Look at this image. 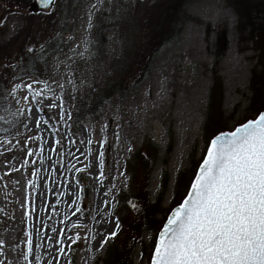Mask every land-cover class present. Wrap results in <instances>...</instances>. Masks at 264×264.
<instances>
[{"label": "rangeland", "instance_id": "1", "mask_svg": "<svg viewBox=\"0 0 264 264\" xmlns=\"http://www.w3.org/2000/svg\"><path fill=\"white\" fill-rule=\"evenodd\" d=\"M31 2L0 0V85L7 102L0 109V262L24 264L31 232L37 264L46 255L59 264H104L108 254L107 264H149L152 238L167 211L186 196L206 139L264 108V0L251 12L248 30L226 0H55L39 13L29 11ZM173 10L178 20L146 68L151 39ZM29 73L52 86L44 93L51 99L41 105L21 102L22 109L33 107L30 120L27 113L12 115L16 106L8 96L13 81L28 80ZM117 75L128 78L131 89L73 126L71 112ZM25 94L17 91L18 98ZM61 102L64 119L59 107H48ZM207 107L216 129L205 135ZM42 141L49 152L51 210L38 224L29 183L40 165ZM77 207L81 211L74 214ZM61 208L70 220L58 247L63 256L46 239ZM112 231L118 235L100 250ZM76 235L78 242L68 240Z\"/></svg>", "mask_w": 264, "mask_h": 264}, {"label": "snow or ice", "instance_id": "2", "mask_svg": "<svg viewBox=\"0 0 264 264\" xmlns=\"http://www.w3.org/2000/svg\"><path fill=\"white\" fill-rule=\"evenodd\" d=\"M52 2L53 0H39L45 8ZM38 85L41 87L38 88ZM59 86L62 88L63 84ZM18 90L26 94L18 98ZM47 91H52L48 79L38 76L33 78L31 73L28 74V80L20 78V82L13 81L8 92L16 106L12 115L24 116L27 113L26 119L30 120L33 107L22 109L19 107L21 102L26 105H41L44 99H51L44 95ZM57 99L62 101V97ZM48 107H59L60 119L65 118L62 102L59 105L52 103ZM35 110L40 113L43 109L36 107ZM0 120H5V117L0 116ZM40 123L37 119L35 126L39 128ZM24 127L27 128L28 125L25 124ZM16 135H19L18 130ZM8 143L11 144V141ZM54 143L59 145L60 141L55 140ZM87 143L91 144L92 141L88 140ZM103 143L101 142V149ZM52 151L57 149L53 148ZM26 154L31 156L33 153L27 151ZM103 155V151H99V156ZM100 175L103 176L102 171ZM33 183L30 182L29 187ZM80 211L77 207L74 214ZM28 216L31 218V211ZM119 227L117 221L116 228ZM53 231H56L57 240L63 243V231ZM117 235V231L108 233L99 249L102 250ZM46 239L53 240L52 237ZM80 239L79 235L68 237L72 243ZM3 246V242H0V248ZM35 247L38 248L39 245ZM57 252L63 256L64 249L58 248ZM22 255L24 264H37L39 261V256H34L31 232L27 233L26 250ZM53 260L55 264H59L56 256H53ZM68 264H72V261L69 260ZM151 264H264V113L233 131L221 133L210 140L190 191L158 232Z\"/></svg>", "mask_w": 264, "mask_h": 264}, {"label": "trees", "instance_id": "3", "mask_svg": "<svg viewBox=\"0 0 264 264\" xmlns=\"http://www.w3.org/2000/svg\"><path fill=\"white\" fill-rule=\"evenodd\" d=\"M226 1L229 2L230 6H232L234 8V10H235V12H236V14H237V16L239 18L238 25H240L241 27H244L246 30H248L251 27V23L254 24L253 15L251 14V12L255 8H257L258 4L262 0H226ZM239 4H240V7L238 6ZM174 12H175L174 10L171 11V16L169 14L170 17L167 16L166 14L163 16L161 22L159 23L161 28H162V31L158 32L151 39V41H152L151 43L152 44L150 46H154L153 47L154 50H152L149 53V55H147V57L145 59V67L146 68L150 64L151 57L155 54V52H157L158 48L163 44V42L168 39L169 34H171L169 29L172 27L173 23L176 20H178V18L176 17V14H174ZM180 15L182 17V12L180 13ZM251 30H253V27L251 28ZM239 31H240V29H239ZM143 75H144L143 73L140 74L139 81L141 80ZM126 80H128V78H126L124 76H121V77L118 76V77L110 78L107 81H104L103 83H100L98 86H96L94 88V91L91 92V95L89 97H87L83 107L82 108L79 107L75 111L73 110L71 112V122H72L73 126L76 123L80 122L85 116H87V115H95L98 112V110L100 109V107L102 106V104L104 102H106V101H109L116 94H119V96H123L125 93H127V91L129 89H131V88L127 87ZM253 84H254V82H253ZM137 85H138V81H136V85L134 86V88H136ZM216 85H217V83H216ZM252 89H253V86H252ZM5 98H6L5 91L2 89V87L0 85V109H2L3 106H7V102L5 101ZM10 109L13 110L14 107L10 106ZM262 111H264V108L258 109V111L256 112L255 115L259 114ZM206 112H207V118H206V121H205V123L203 125V127H204L203 129H204L205 135L210 133V132H212V131H214L216 129V128L212 127L216 123H211V118H210V114L211 113H210L209 107H207V111ZM0 116H2V115H0ZM250 119H253V118H250ZM250 119H245L243 122L239 123L238 125H241V124H243L244 122H246L247 120H250ZM3 122H4V120H0V124L3 123ZM16 124H17L16 121L13 120V122L10 124V129H14ZM224 131H226V130H218V131L214 132L211 136H209L206 139L205 150H206V148L208 146V143H209L210 139L213 136H215L217 133L224 132ZM203 155L200 158V161L202 160ZM200 161H199V163H200ZM84 196H86V194H84ZM167 213H169V211H167ZM165 218L166 217H164L162 219V221L160 222V224H159V226H158V228H157V230H156V232H155V234H154V236L152 238L150 254H149L148 258H150V256H151V252L153 250L154 243H155V238H156V235L158 233L157 231L160 230ZM110 256H111V254L107 255V258L104 259V262H103L104 264H107L108 259L109 260L111 259Z\"/></svg>", "mask_w": 264, "mask_h": 264}, {"label": "bare ground", "instance_id": "4", "mask_svg": "<svg viewBox=\"0 0 264 264\" xmlns=\"http://www.w3.org/2000/svg\"><path fill=\"white\" fill-rule=\"evenodd\" d=\"M43 149V151H41ZM40 149V165L36 171L35 181L32 186V199H31V208H32V219L36 223H42L45 218L50 214L51 203L48 200V190L49 185L51 184V176L49 171V152L47 149V144L45 141H42ZM69 217L66 211L61 208L59 211V219L57 223L56 230H62L63 234L69 224ZM99 218L96 217V223L98 224ZM105 233L104 229L98 230L97 235L103 236ZM47 237H52L53 240H48V243H54V247L57 249L61 242L57 240L56 231L49 233ZM44 264H55V261L46 255L44 259Z\"/></svg>", "mask_w": 264, "mask_h": 264}, {"label": "water", "instance_id": "5", "mask_svg": "<svg viewBox=\"0 0 264 264\" xmlns=\"http://www.w3.org/2000/svg\"><path fill=\"white\" fill-rule=\"evenodd\" d=\"M54 1H55V0H53L52 4H50L47 8H45L44 6H42V5L39 3V0H33V1L31 2V4L29 5V11H30V12H33V13H37V12H46V11H48L49 9H51V7L53 6ZM262 113H264V111L260 112V113L255 117V119L258 118V116H259L260 114H262ZM253 120H254V119H253ZM248 121H250V120H248ZM248 121H246V122H248ZM246 122H245V123H246ZM243 124H244V123H243ZM243 124H242V125H243ZM239 126H241V125H239ZM239 126H236L235 128H237V127H239ZM235 128H234V129H235ZM234 129H233V130H234ZM233 130H231V131H233ZM231 131L220 132V133H218V134H216V135H219V134H221V133H229V132H231ZM216 135H215V136H216ZM215 136H214V137H215ZM214 137H212V138H214ZM212 138H211V139H212ZM209 142H210V141H209ZM208 146H209V144H208ZM208 146H207V148H208ZM206 150H207V149H206ZM205 155H206V151H205L204 157H205ZM204 157H203V159H204ZM203 159H202V160H203ZM201 163H202V161L200 162V164H201ZM200 164H199V165H200ZM198 168H199V166H198ZM198 168H197V171H196L195 175L198 173ZM194 177H195V176H194ZM193 181H194V178H193L192 182H193ZM192 182H191V183H192ZM190 185H191V184H190ZM189 191H190V187H189V189H188V192H189ZM188 192H187V193H188ZM185 198H186V196L184 197V199H185ZM184 199H183V200H184ZM183 200H182V201H183ZM182 201H181V203H182ZM181 203H180V204H181ZM180 204H179V205H180ZM179 205H177V206H175L174 208H172V210H171V211L169 212V214L167 215V217H166V219H165L163 225L166 223V220H167L168 216H170L171 212H172L176 207H178ZM163 225H162V227H163ZM162 227H161V228H162ZM160 230H161V229H160ZM157 238H158V234H157V236H156L155 242H156ZM153 249H154V248H153ZM152 254H153V251H152ZM151 256H152V255H151ZM149 264H151V258H150V262H149Z\"/></svg>", "mask_w": 264, "mask_h": 264}]
</instances>
